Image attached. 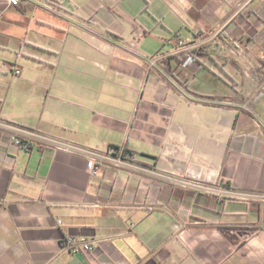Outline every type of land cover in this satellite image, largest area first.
Returning <instances> with one entry per match:
<instances>
[{
    "label": "crops",
    "instance_id": "crops-1",
    "mask_svg": "<svg viewBox=\"0 0 264 264\" xmlns=\"http://www.w3.org/2000/svg\"><path fill=\"white\" fill-rule=\"evenodd\" d=\"M0 118V264H264V0H0Z\"/></svg>",
    "mask_w": 264,
    "mask_h": 264
},
{
    "label": "built area",
    "instance_id": "built-area-1",
    "mask_svg": "<svg viewBox=\"0 0 264 264\" xmlns=\"http://www.w3.org/2000/svg\"><path fill=\"white\" fill-rule=\"evenodd\" d=\"M10 3L12 5H19L21 0H9ZM190 43V38L189 37H185V36H177L176 38H174V45H175V49H174V53L175 54H181L184 51H186V48L188 46V44ZM192 58L191 56H189L187 58V61H190ZM14 72L19 75L21 74V69L19 67H16L14 69ZM2 124L1 118H0V125ZM15 141L18 144H22L25 147H28V143H21V140L18 136H14ZM52 139V140H50ZM49 139V144L52 146H55L58 149H62V150H68V151H77V150H81L84 151L85 154L88 157V167L89 169L97 174L99 171V167L97 164V160H104V159H108L110 158V156H114L115 161H117V163L123 162V158L128 154L124 152V150H120V149H115L110 147L108 149L107 153H102L100 151L97 150H93V149H87V148H83L80 147L76 144H73L71 142H66V141H54L53 138ZM116 163V164H117ZM99 240L97 238L95 239H79V238H72V239H67L64 238L61 241L62 247H64L65 249H67L68 251L72 252V253H77V252H90L91 250H93L95 248L96 245H98Z\"/></svg>",
    "mask_w": 264,
    "mask_h": 264
},
{
    "label": "trees",
    "instance_id": "trees-1",
    "mask_svg": "<svg viewBox=\"0 0 264 264\" xmlns=\"http://www.w3.org/2000/svg\"><path fill=\"white\" fill-rule=\"evenodd\" d=\"M179 35H180L179 33H176V34H174L173 36H174V38H176V37L179 36ZM198 54H206V55H208L207 52H204V51H203V48H201V49L198 50V51H197V50H194V51H193V56H194L195 58L197 57ZM177 57H178V60H179V61H182L183 58H184V54H183V55H182V54H178ZM112 148H115V149H117V150L119 149V148H117V147H112ZM124 152H125V154H126V153H130L129 150H125Z\"/></svg>",
    "mask_w": 264,
    "mask_h": 264
},
{
    "label": "flooded vegetation",
    "instance_id": "flooded-vegetation-1",
    "mask_svg": "<svg viewBox=\"0 0 264 264\" xmlns=\"http://www.w3.org/2000/svg\"><path fill=\"white\" fill-rule=\"evenodd\" d=\"M178 55V54H177Z\"/></svg>",
    "mask_w": 264,
    "mask_h": 264
}]
</instances>
